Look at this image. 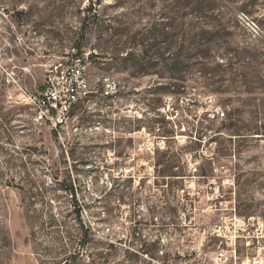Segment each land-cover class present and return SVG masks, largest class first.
<instances>
[{
	"label": "rangeland",
	"instance_id": "obj_1",
	"mask_svg": "<svg viewBox=\"0 0 264 264\" xmlns=\"http://www.w3.org/2000/svg\"><path fill=\"white\" fill-rule=\"evenodd\" d=\"M0 264H264V0H0Z\"/></svg>",
	"mask_w": 264,
	"mask_h": 264
},
{
	"label": "built area",
	"instance_id": "obj_2",
	"mask_svg": "<svg viewBox=\"0 0 264 264\" xmlns=\"http://www.w3.org/2000/svg\"><path fill=\"white\" fill-rule=\"evenodd\" d=\"M88 59L89 55L84 54L69 62L50 65L42 90L28 96L40 119L57 132L69 124L75 108L91 96Z\"/></svg>",
	"mask_w": 264,
	"mask_h": 264
},
{
	"label": "trees",
	"instance_id": "obj_3",
	"mask_svg": "<svg viewBox=\"0 0 264 264\" xmlns=\"http://www.w3.org/2000/svg\"><path fill=\"white\" fill-rule=\"evenodd\" d=\"M182 61H180L179 59L170 67V70L177 73H180L182 71H184L185 69L182 68L181 66ZM141 70L144 71L145 69H147V66L141 65L140 66ZM202 69L206 70V66L202 65ZM55 131V130H54ZM56 133V132H55ZM71 191L73 196L75 197V188L73 186H71Z\"/></svg>",
	"mask_w": 264,
	"mask_h": 264
}]
</instances>
